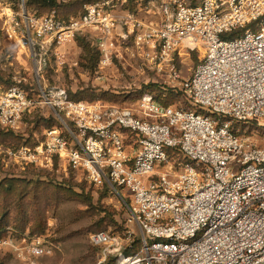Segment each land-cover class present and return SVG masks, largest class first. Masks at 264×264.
<instances>
[{
  "label": "built area",
  "instance_id": "built-area-1",
  "mask_svg": "<svg viewBox=\"0 0 264 264\" xmlns=\"http://www.w3.org/2000/svg\"><path fill=\"white\" fill-rule=\"evenodd\" d=\"M86 1L66 21L56 11L37 18L25 10L18 21L7 10L9 37L28 42L34 85L0 84V127L19 133L24 117L42 112L58 123L38 143L8 151L10 159L22 170L58 167L129 196L139 247L130 245L131 233L125 241L92 234L105 260L264 264V148L236 129L264 123V0H150L157 3V22L148 6L132 12V0ZM140 13L152 21L143 22ZM78 35L94 43L101 70L128 60L167 69L176 79V60L201 52L191 76L179 83L194 109L165 108L151 93L137 109L76 102L64 89L45 87L51 55ZM55 249L44 237L19 239L9 231L0 238V250L22 264H38Z\"/></svg>",
  "mask_w": 264,
  "mask_h": 264
},
{
  "label": "rangeland",
  "instance_id": "rangeland-1",
  "mask_svg": "<svg viewBox=\"0 0 264 264\" xmlns=\"http://www.w3.org/2000/svg\"><path fill=\"white\" fill-rule=\"evenodd\" d=\"M86 0L58 2L59 13L68 19L78 17L84 9ZM150 0H132V12H140L139 6L149 7L156 15L153 22L160 18L157 3ZM7 10L18 14L22 12L37 18L50 13L47 9L33 7L27 0H0V82L2 86L18 85L28 90L34 85V64L30 55L28 42L22 39H11L8 35L10 21L5 16ZM59 14V15H60ZM140 18L147 23L150 16L140 13ZM145 14V15H144ZM95 47L94 43L82 35L58 48V56L51 55L48 68L43 74V84L47 88L64 89L69 96L78 101L93 103L103 102L123 108L137 109L142 97L151 93L163 103L164 98L173 101L170 106L182 109H194L179 83L191 76L202 60V53L184 54L176 60L178 78L168 75V70L157 71L155 68H141L135 62L115 60L108 69L94 68L86 58L84 46ZM123 61V62H122ZM132 62V63H130ZM42 112L32 117H24L21 132L14 134L20 141H13L7 136L0 138V183L6 179L21 177L23 179L42 181L58 190L45 201L41 199L37 209L45 210L46 227L42 237L52 242L56 249L51 256H44L38 264H115V258L104 259L101 248L94 247L90 236L104 231L120 237L123 241L132 234L130 245L139 247L140 231L129 222L130 215L126 204L130 203L128 195L118 197L107 186H95L80 178L79 175L66 172L56 167L53 171L16 166L10 159L8 151L12 145H34L42 139L44 131L50 128L53 116ZM240 134L264 148V123L237 126ZM0 130L3 129L0 127ZM15 135V136H16ZM14 147V146H13ZM17 148V147H15ZM34 210V209H33ZM14 222V221H13ZM10 226L13 227L12 224ZM32 224L29 225L31 227ZM28 227V228H29ZM0 264H22L18 258L6 250H0Z\"/></svg>",
  "mask_w": 264,
  "mask_h": 264
},
{
  "label": "trees",
  "instance_id": "trees-1",
  "mask_svg": "<svg viewBox=\"0 0 264 264\" xmlns=\"http://www.w3.org/2000/svg\"><path fill=\"white\" fill-rule=\"evenodd\" d=\"M29 5L33 7H39L47 9L50 12L56 11L59 19L69 20L68 17L62 16L59 13L61 8L58 5L57 0H27ZM87 2V1H85ZM60 14V15H59ZM242 31L230 34L228 38H234L241 34ZM87 60L93 64L94 68L97 67L100 60V53L96 47L90 45L84 46ZM1 80V79H0ZM1 83V82H0ZM2 84V83H1ZM3 85V84H2ZM13 85L6 86V88ZM74 100V99H73ZM80 102L78 100H74ZM173 100L170 97H166L163 100L162 106L167 108ZM35 115H39L35 113ZM50 122V128L55 127L58 123L53 119ZM256 124V123H252ZM250 125V124H248ZM246 126V125H241ZM13 133L11 130H0V138L10 137L13 141H20L19 136ZM14 146V147H13ZM21 143L12 145L11 148L18 149ZM17 147V148H15ZM62 190V189H58ZM57 189L53 190L48 183L42 181L28 180L19 177L12 179H6L0 183V238L7 236L10 233L17 237L22 238L25 235L30 237H42L46 227L45 210L37 209V205L41 199L45 201L49 200L54 193L59 192ZM34 209V210H33ZM14 221V222H13ZM10 224L13 225L10 226ZM32 224L31 227L29 225ZM29 227V228H28ZM9 229V231H8ZM104 231H98L101 233ZM94 233V234H96Z\"/></svg>",
  "mask_w": 264,
  "mask_h": 264
}]
</instances>
